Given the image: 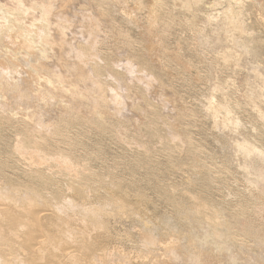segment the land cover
Masks as SVG:
<instances>
[{
    "label": "clouds",
    "instance_id": "1",
    "mask_svg": "<svg viewBox=\"0 0 264 264\" xmlns=\"http://www.w3.org/2000/svg\"><path fill=\"white\" fill-rule=\"evenodd\" d=\"M0 264H264V0H0Z\"/></svg>",
    "mask_w": 264,
    "mask_h": 264
}]
</instances>
